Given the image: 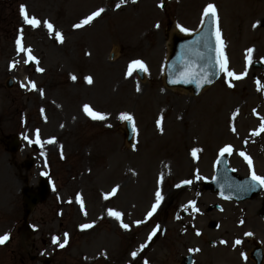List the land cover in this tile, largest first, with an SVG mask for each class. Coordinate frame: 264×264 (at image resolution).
<instances>
[{"label":"rangeland","instance_id":"obj_1","mask_svg":"<svg viewBox=\"0 0 264 264\" xmlns=\"http://www.w3.org/2000/svg\"><path fill=\"white\" fill-rule=\"evenodd\" d=\"M118 3L0 0V236L11 237L0 244V264H46L47 259L48 264H182L189 251L195 264H242L231 248L245 245L247 232L264 241V221L256 212L262 198L221 200L202 191L201 181L211 178L220 150L229 145L238 171L264 172V69L255 66L264 63V0H163L162 8L161 0H126L120 8ZM210 3L217 7L228 71L242 78L222 70L199 95L183 96L164 80L169 31L178 25L189 30L185 34L196 31ZM21 5L41 21L39 27L24 23ZM101 8L89 24L74 27ZM45 21L53 25L51 31ZM257 21L260 25L253 27ZM21 30L23 46L36 58L31 66L16 43ZM249 48L254 49L251 64ZM135 60L147 66L144 79L137 68L128 75ZM8 78H14L11 88ZM85 105L107 119H92ZM204 109L214 111L211 123H198ZM122 113L134 118L131 143ZM37 130L40 144L34 143ZM14 141L17 151L11 152ZM152 148L158 157L167 152L170 162L145 174L135 160ZM193 150H198L195 156ZM183 157L193 164L176 162ZM30 159L35 161L27 168ZM42 176L51 190L32 209L25 228L21 189L38 190ZM177 185L183 192L175 206L167 207L168 191ZM157 192L163 199L149 217ZM194 198L199 219L188 215ZM216 202L222 209L209 212ZM110 210L122 213L120 219ZM210 221L219 227L210 228ZM86 224L93 226L83 228ZM65 233L68 243L61 248ZM237 240L241 243L235 245Z\"/></svg>","mask_w":264,"mask_h":264},{"label":"snow or ice","instance_id":"obj_2","mask_svg":"<svg viewBox=\"0 0 264 264\" xmlns=\"http://www.w3.org/2000/svg\"><path fill=\"white\" fill-rule=\"evenodd\" d=\"M133 2H135V0H133ZM124 3H126V0H120V3H118L116 5V7L120 8ZM163 6H164L163 0H161V3L159 5V7L162 8ZM103 11H104L103 8L97 10L96 12L92 13L89 17H87L85 20H83L80 24H77L74 27L80 28L83 25L89 24L95 17L100 16ZM20 12H21V15L23 16V20H24L25 24L31 25L33 27H39L40 26L41 21L38 20L34 16L30 17L26 6L21 5ZM208 17H211L213 23L215 24V35H216V38H217V42L219 44V54H218V57H217V63H219L221 69L224 72H226L228 76H233V77H235V79H241L242 75H236L234 72L228 71V67H227L228 60H227V57H226L225 52H224L225 44H224V41L221 39V31H220V27H219V16H218L217 7L214 4H211V3L208 4L203 10V18H208ZM202 22H203V19H202ZM45 24H46V26L48 27V29L50 31L53 29V25L50 22L45 21ZM259 25H260V22L257 21L256 24L253 25V27H257ZM156 27L158 28L159 24H157ZM178 27L180 28V30L182 32H188L189 31L187 28H184V27H182L180 25H178ZM56 35H57V39L60 42H63L62 34L61 33H56ZM16 43H17V46L19 48V51L27 52L29 54V59H31V60H35L36 59L34 56H31V51L32 50L30 48L26 49L23 46V44H22V30H21V38L17 39ZM253 51H254V49H252V48H249L247 50V61H248L249 64H251V62H252L251 56H252ZM14 66L15 65H13V67ZM135 68H138V69H140V70H142L144 72L148 71L147 66H146V64L143 61L135 60V61L132 62V64L129 67L128 75H131L133 69H135ZM38 70L41 71V72L43 71V69H38ZM71 78L73 80L76 79L75 76H72ZM85 79H86L87 83H89V84L93 83V78L91 76H88ZM195 79H197V73H195L194 71L189 69V71L182 73L179 79L172 80L171 82L172 83H181V82H183V83H191ZM257 84L259 85V81H257ZM31 86H32L33 89L36 88V85H35L34 82L32 83ZM229 86L232 87L233 85L229 84ZM137 91H139V87H137ZM84 111H85V113L87 115H89L94 120H105V119H107V116L105 114H101L99 112H96V111L92 110V108L90 106H88V105L84 106ZM119 118L121 120H124V121L133 122V129L135 130L134 118H133V116L131 114L122 113ZM157 123L159 125L160 121H158ZM232 130L235 131V128H233ZM261 130L264 131V123L261 124ZM36 135H37V139L34 141V143L40 144L41 141L39 139V130H37ZM31 142H33V141H30V143ZM53 142H54V138L50 139L49 141H47V143H53ZM196 151H198V150H193L192 154L194 156L196 155ZM231 151H232V148H231L230 145L229 146H225L224 148H222L220 150V155L223 156L225 152H229L230 153ZM241 155H244V153H241ZM245 159L248 161L249 165L252 164V160H251L250 157L245 156ZM252 179L255 180V181H259L261 184H264V176L256 175L255 171H253V173H252ZM184 183L188 184V183H191V181H184ZM177 187H179V185H177ZM115 192H116V189H113L112 194L114 195ZM156 197H157L156 204L153 205L151 211L148 213L149 217H151L156 212L157 208L159 207V204H160L161 200L163 199V197L160 195L159 192L156 193ZM105 198H107V197H105ZM78 199H79V197H78ZM80 202H81V206H83V201L81 200ZM193 204H194V202H193ZM197 211H198V209H197ZM109 215L115 216L117 219H120V217L122 216V213L114 212V211L110 210L109 211ZM137 223H140V222H137ZM241 223H243V221ZM92 226L93 225H91V224H86V225H83L82 227L83 228H90ZM122 227L127 229L129 226L127 224H122ZM197 234H199V233H197ZM67 235L68 234L65 233V239H64L63 243H59V238L58 237H54L53 238V243H59V246L61 248H63L68 243ZM153 235H155V232H153ZM246 235L250 236V235H252V233H246ZM9 238L10 237H9L8 234H5L4 236H0V244H4L6 241L9 240ZM235 243L236 244H240L241 241L237 240ZM197 251H198V249H197ZM135 255H136V253H133V256H135ZM145 264H148V262L145 261Z\"/></svg>","mask_w":264,"mask_h":264},{"label":"water","instance_id":"obj_3","mask_svg":"<svg viewBox=\"0 0 264 264\" xmlns=\"http://www.w3.org/2000/svg\"><path fill=\"white\" fill-rule=\"evenodd\" d=\"M177 54L170 69L169 82L179 79L181 74L191 69L197 73V79L191 83L180 84L186 87H193L196 92L201 90L206 84L212 83L218 76L220 65L217 63V45L213 32V21L209 17L204 31L192 39L176 40ZM210 81V82H209ZM39 196L43 199L47 193V188L44 186ZM25 194L29 196V189L25 190ZM37 198L30 200L31 203H36Z\"/></svg>","mask_w":264,"mask_h":264},{"label":"bare ground","instance_id":"obj_4","mask_svg":"<svg viewBox=\"0 0 264 264\" xmlns=\"http://www.w3.org/2000/svg\"><path fill=\"white\" fill-rule=\"evenodd\" d=\"M82 12V11H81ZM80 12V13H81ZM79 14V13H78ZM175 35H180V31L177 28H172L170 33H169V37H168V41H171L173 39V37ZM103 37V36H102ZM174 90H179L178 92L180 94H182L183 96L185 94L190 93L187 90H183V89H177L174 88ZM209 90V89H208ZM208 90L206 92H208ZM183 92V93H181ZM247 91H245L244 89L242 90V94L246 95ZM170 106L167 107V110L165 112V114L167 115L170 112ZM213 113L214 111H212L211 109H204L203 110V114H201V116L199 117L198 123L204 120H207V123H209L212 118H213ZM196 120V122H197ZM188 122H190V118H188ZM211 123V122H210ZM153 149V148H152ZM167 154V152H165V155ZM165 155H162L160 157L158 151L156 150H151L149 152H146V155H143L140 158H137L135 161L140 163L145 169H144V173L148 174L149 170L153 167V166H157V165H161V164H165V163H169V159L165 157ZM177 163H179L182 166L188 167L189 165H192V158L190 159L189 157H183V158H178L176 160ZM146 190V194L148 195L149 193L151 194V188H145ZM183 189L180 187H171V189L168 191L167 197H166V206L171 207V206H175L176 202H177V198L182 194ZM164 201L162 203V205H160V208L165 207Z\"/></svg>","mask_w":264,"mask_h":264}]
</instances>
